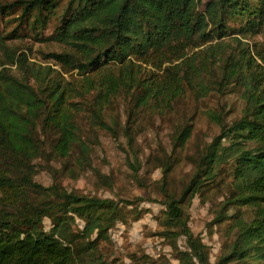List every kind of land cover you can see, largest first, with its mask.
<instances>
[{
  "label": "trees",
  "instance_id": "1",
  "mask_svg": "<svg viewBox=\"0 0 264 264\" xmlns=\"http://www.w3.org/2000/svg\"><path fill=\"white\" fill-rule=\"evenodd\" d=\"M195 10L196 0L0 3L1 16L20 11L14 30L0 44L17 38L24 23L40 35L55 20L50 39L71 51L49 58L65 73L84 77L82 86L50 79L36 89L10 69L0 70V264H106L98 247L109 243L110 229L122 218L120 204L33 180L35 161L49 162L50 156L65 167L75 154L80 171L91 168L90 143L78 122L83 109L92 127L115 137L103 111L119 93L128 97L124 136L134 150L131 115H163L188 90L206 94L229 84L243 88V114L212 139L179 199L165 193L172 165L163 170L165 232L185 238L186 251L172 246L179 264H210L182 205L214 185L221 168L231 165V191L222 207L236 210L229 227L235 237L215 264H264V47L223 49L224 39L234 34L264 40V0H212L203 14ZM234 41L242 46L239 37ZM25 62L23 55L11 59L19 68ZM190 132L185 125L174 134V148L183 147ZM136 163L129 161L135 177ZM242 209L251 211L248 220L239 216ZM44 219L51 223L48 231ZM76 220L83 223L79 231Z\"/></svg>",
  "mask_w": 264,
  "mask_h": 264
},
{
  "label": "rangeland",
  "instance_id": "2",
  "mask_svg": "<svg viewBox=\"0 0 264 264\" xmlns=\"http://www.w3.org/2000/svg\"><path fill=\"white\" fill-rule=\"evenodd\" d=\"M13 1L0 0V3ZM211 1L196 0V13L203 14ZM19 16L20 11L0 15V39L14 30ZM54 25L55 20H52L37 35L24 23L17 38L3 40L0 44V70L2 67L10 69L13 76L27 78L36 89L50 79L68 87L82 86L83 76L76 71L65 73L49 58L53 53L71 51L50 39ZM235 37L240 38L241 47L235 43ZM241 37L238 34L226 37L223 49L226 52L237 51L245 44L251 50L256 46L258 50H261V45L264 47L261 35ZM22 55L26 62L21 68L11 64L13 57ZM214 88L206 94L186 91L174 102L172 110L163 115L149 112L131 115L135 137L132 147L135 151L130 149L124 136L129 116L128 97L119 93L102 115L114 130L115 137L92 127L86 109L79 113L82 136L90 143L91 168L80 171L74 164L75 154L65 161V167L52 156L48 157L49 162L35 161L33 180L37 184L48 188L55 183L67 192L110 199L120 204L122 218L110 229L109 243L101 242L98 247L106 264H179L172 246L175 245L178 251H186L187 247L184 237L175 239L165 232L166 197L161 188V178L165 166L172 165L165 193L179 199L212 139L222 127L230 126L242 116L245 107L242 86L229 84ZM185 125L191 129L190 136L183 147L174 148V134ZM134 159H137L138 166L136 177L129 168V161L132 163ZM72 170L73 173L70 172ZM232 171L231 165L223 166L214 185L206 186L202 194L191 200L185 198L182 205L189 229L207 248L210 264L228 254L235 237L229 227L236 210L222 207L231 191ZM239 216L248 220L251 211L242 209ZM43 227L45 231L50 229L48 219L43 220ZM82 227L83 223L76 220L74 229L79 231Z\"/></svg>",
  "mask_w": 264,
  "mask_h": 264
}]
</instances>
